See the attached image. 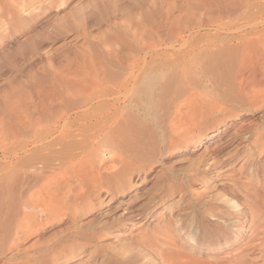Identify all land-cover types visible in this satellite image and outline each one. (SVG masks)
Returning a JSON list of instances; mask_svg holds the SVG:
<instances>
[{"label": "rangeland", "instance_id": "1", "mask_svg": "<svg viewBox=\"0 0 264 264\" xmlns=\"http://www.w3.org/2000/svg\"><path fill=\"white\" fill-rule=\"evenodd\" d=\"M263 25L264 0H0V264L25 212L37 219L16 242L21 259L78 226L85 234L124 221L152 230L193 224L192 240L183 231L174 237L201 258L264 253V191L255 185L264 178V153L253 177L243 166L258 156L252 141L264 143V33L256 44H240ZM144 79L160 86L157 107L141 95ZM87 104L119 108L130 137L112 152L123 162L100 184L88 167H76L70 147L50 154L32 145L45 137L44 119ZM24 111L42 123L27 130L19 121L14 136L13 119ZM231 190L243 211L226 204ZM44 205L54 212L41 219ZM212 212L222 219L238 213L228 225L210 219ZM115 243L108 238L70 264L149 254L132 238Z\"/></svg>", "mask_w": 264, "mask_h": 264}, {"label": "bare ground", "instance_id": "2", "mask_svg": "<svg viewBox=\"0 0 264 264\" xmlns=\"http://www.w3.org/2000/svg\"><path fill=\"white\" fill-rule=\"evenodd\" d=\"M259 25H260V23H259ZM260 33H264V25H263L261 30L256 31L253 34V36H252L253 38H251V36H249L250 34H246V33H245V35L243 34L244 36L240 37V38H242L240 44H242L244 48H247L250 44L258 43V41L260 40L259 38H261V36H258V34H260ZM262 45H263V43H262ZM242 51H244V50H242ZM224 64L222 63V65H224ZM79 82H78V84H79ZM140 84H142L141 90H140L141 95L146 100L147 105L150 108L154 107V106L157 107L156 106L157 101L155 100V97L153 99V95L155 96L154 92L157 90V88L160 87L159 84L157 83V81L149 82L148 79H144V81L140 82ZM167 85H168V83L166 84V87H167ZM237 87L239 89H242V86L239 84L237 85ZM163 89H164V87H163ZM128 92H129V90H128ZM160 93H162V92H160ZM88 94H86V97L89 99L92 98V97H88L90 95V94L89 95ZM92 95L94 96L95 94L91 93V96ZM97 95L98 94L96 93V97H97ZM123 95H121V96H123ZM83 97H85V95H83ZM117 97H118V95H117ZM117 97H115V98H117ZM117 100H118V98H117ZM117 100H115V101H117ZM250 103H252V102H250ZM107 105L108 104H106V106L104 108L101 106L95 107L93 104H87V106L86 107L84 106L83 109H78L76 111H73L74 109L72 110V108L71 109L68 108V109H70V110H68L66 107H64L66 109H62L61 111H58L59 113L56 111L57 115H56V113H54V116L55 115L56 116L55 117L53 116V119H51L52 117L50 114V117H51L50 120L44 119L45 120V121L43 120L44 123H42L41 121L36 120V119H31V117H29L30 113H28L27 111H24V112L20 113V115H16L13 119V134H14V136H16V134H17V131H18L17 125H18L19 121L21 122L23 127H25V128L27 127V130H29L30 128L33 129L35 127V125L38 126V125H40L39 123H42L41 125L45 130V134H44L45 137L43 139H40L41 138L40 137V138H36L34 140V143H32V145L37 146V144H38V147H34L35 150L37 152L39 151L41 153L57 154L62 150V149L60 150L59 148L65 146V145L67 147H70L72 149V152H73L72 157H70L71 160L79 162L76 167L79 170H80V168H83V167L87 168L88 167L89 168L88 172L90 174H92L93 178L95 179V183L100 184V179L102 178V176H104V175L109 176V175L115 174L116 168H115V166H113V163L121 164L123 162V160L121 159L120 156H116V154H114L112 152L119 151L121 146L124 145L123 143L124 142H125V144L127 143L126 142L127 133L125 131L124 125L121 123L122 120H121L120 114L118 112L119 108L115 107L112 104H110L108 106ZM99 107L102 109H99ZM72 115L74 116V118L70 121L69 119L71 118ZM114 134H116V137H114V139L112 141H110V143L107 144V142H106L107 138L110 136H114ZM254 138H255V136H254ZM128 139H130V137ZM252 142H253L254 146L257 144L259 145L258 147L256 146L257 147L256 148L257 149L256 154H258L256 161L254 159L255 158L254 154H251V155H249V157L247 159L244 160V163H243V166L247 164V167H248L247 169H248V172L250 171L249 172L250 174H251V168L254 169L253 168L254 162H257V159H259L261 154L264 153V143L261 142V137H260V139L252 141ZM25 147H26V145H25ZM106 148H108V149H106ZM107 152L110 155V157L106 158L107 161L104 162L102 159V156H104ZM108 163H110L111 165L105 166ZM117 164H114V165H117ZM57 170H59V169H57ZM57 170L54 169L55 172ZM118 173H119V171H118ZM253 174H251L250 176L253 177L254 176ZM62 177H64V176H62ZM255 181H256L255 185L260 189V191L261 190L264 191V178H262V179L260 178V180L255 179ZM99 186H101V185H99ZM232 190L230 192L231 197L227 198L226 204L228 205L229 208L233 209L234 211H238V212L243 211L244 208L243 207L240 208L243 201H242V203H240L236 199V195L233 193ZM14 192L15 191H13V193ZM39 195H40V193H39ZM31 196H33V195H31ZM244 197H246V195ZM259 199L261 200V196ZM35 201H37V199ZM249 201L246 200V202H249ZM250 202H252V201H250ZM250 202H249V204H250ZM51 205H53V204H51ZM242 205H245V204H242ZM39 206L42 207L41 205H39ZM247 206H248V203H247ZM247 206H244V207H247ZM22 208L24 210H35V208H33V205H29V204L23 205ZM53 212H54L53 209L49 210V207L44 205L43 209H41V211L39 212L40 214L37 217H41V219H42V217H44V215L50 216L53 214ZM238 212L232 213L231 217H227L226 219H222V217H217L216 216L217 214L215 212H212L213 214H215V216L210 217V219H212L213 217H216L214 219H216L217 222H222L223 224L232 225L233 220L235 219L234 215H236ZM25 213L23 215V220L18 221L20 231L18 233H16L15 235L13 234L14 237L12 238L11 243H10L11 247L8 249L11 251L12 254L7 255L9 257H8V259H5L6 263H4V264H70L74 259L79 258L81 260V258H83L85 256L89 257L90 253L95 252V250H97L98 248H101L103 246V242L105 240H107L108 238H112L113 240L116 241V243L117 242L122 243V241H124V242L128 241L129 242V239L132 238L137 243L143 245L146 249L149 250V252H148L149 254H147L146 257L144 256V258H142V259H131L130 261H125V262L123 261L124 263H122V264H154L155 262H157V264H264V253H262V252L259 253L261 255H258V257H259L258 258L256 256V254H254V249L249 250V251H245V252H240L241 251L240 250L239 253H235V252L230 253L229 252V254H227V255L224 254V256H220V257H209V259H206L208 257L201 258L200 255H195L191 252L183 250L182 248H180L178 246L179 243H177L178 241H176L177 239L174 237V232L177 233V232L183 231L184 233H186L188 238L190 240H192L194 235H196L198 233V230H197L198 227L194 228L193 224L192 225L189 224L190 226H184V225L179 226L177 230H173L172 229L173 227H168L167 229H165L166 227L163 229H155L154 228V230H152V229H149V227L147 225H145L146 222L141 223V224L140 223L138 224L137 222H136V224L132 223V222L127 223L126 221H124V219H123L124 222L118 223L117 225L115 224V226L103 227L102 229L96 230L93 233L83 234L84 232H82V231L76 232L77 229L82 230V228L80 227V229H79L78 228L79 226H78L77 229L74 230L75 233L74 234L71 233L72 237L67 238L66 240L65 239L61 240V241L54 243V244H51L49 246H46L42 251H38V254H34L35 252L33 254L31 253L32 255L26 254L27 256L22 257L24 259H21V258H18L19 254H18V252H15V249H14V248H16V242L20 241L19 238L21 236H23V234L26 233L25 232L26 230H31L30 228L33 224V221L35 222L37 219V218H33V216H31V213L30 214H28V212L26 214ZM56 213H57V211H56ZM19 214H22V212ZM44 218H43V220H44ZM47 219H48V217H47ZM39 221H40V219H39ZM76 223H75V225H76ZM144 225H145V227H144ZM10 236H12V234ZM212 236H214V235H212ZM24 237H25V235H24ZM66 237H67V235H66ZM4 241H5V239H4ZM219 244H221V243H219ZM216 246L218 247L219 245H216ZM40 249H42V248H40ZM120 249H121V247H120ZM0 256H2L1 252H0ZM256 259H258L259 262L256 261ZM89 260H91V259H89ZM114 260H115V258H114ZM111 261H112V259H111Z\"/></svg>", "mask_w": 264, "mask_h": 264}]
</instances>
